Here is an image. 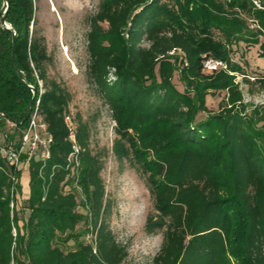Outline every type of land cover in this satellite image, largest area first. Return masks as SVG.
I'll use <instances>...</instances> for the list:
<instances>
[{
  "label": "trees",
  "instance_id": "trees-1",
  "mask_svg": "<svg viewBox=\"0 0 264 264\" xmlns=\"http://www.w3.org/2000/svg\"><path fill=\"white\" fill-rule=\"evenodd\" d=\"M3 16L0 148L18 145L37 99L52 141L48 159L27 164L22 206L21 170L0 154V264H123L103 164L78 114L77 164L68 160L70 95L47 78L34 2L0 0ZM88 26L87 81L115 123L114 155L149 191L144 230L162 238L150 264H264V106L247 111L235 76L203 70L213 58L249 76L246 53L264 54V0H101ZM252 77L244 83L264 89V76ZM220 92L214 112L205 99Z\"/></svg>",
  "mask_w": 264,
  "mask_h": 264
},
{
  "label": "rangeland",
  "instance_id": "rangeland-1",
  "mask_svg": "<svg viewBox=\"0 0 264 264\" xmlns=\"http://www.w3.org/2000/svg\"><path fill=\"white\" fill-rule=\"evenodd\" d=\"M35 28L44 37L48 61V80L55 81L70 95L68 104L72 119L80 115L90 129V149L100 156L103 164L101 178L105 189V199L109 201L111 215L109 227L116 240L127 247L128 256L123 264H150L158 252L161 235H149L144 230L145 219L151 210V197L140 175L127 160H119L112 151L115 123L108 107L88 83L85 75L89 62L86 46L88 19L96 13L101 0H33ZM1 27V18H0ZM246 73L249 76H264V54L256 46L244 56ZM112 80V76H110ZM173 81L182 89L177 80ZM43 92V82H38ZM254 98L264 94V89L245 84ZM225 92L206 96V106L216 112ZM205 114L200 113L201 119ZM7 124L5 133H12ZM1 143V139H0ZM21 193L18 205H24L29 196L28 168L21 169Z\"/></svg>",
  "mask_w": 264,
  "mask_h": 264
},
{
  "label": "built area",
  "instance_id": "built-area-1",
  "mask_svg": "<svg viewBox=\"0 0 264 264\" xmlns=\"http://www.w3.org/2000/svg\"><path fill=\"white\" fill-rule=\"evenodd\" d=\"M259 7L257 2H254ZM203 70L205 72H217L224 71L230 75L235 76V82L239 84V88L243 93V103L247 105L248 111L251 107L264 106V94H261L258 98H253L248 91L243 92L245 88L244 78H248L250 81H255L254 77L245 76L236 72H231L226 62L218 59L207 58L203 61ZM42 93V92H40ZM39 99L35 101L34 106L30 110L29 120L22 130L21 137L17 146H7L0 148V154L3 159L11 163L17 170H21L31 160L45 161L50 155V144L52 138L47 131L46 124L39 117ZM64 121L69 127L68 140L73 144V152L69 155L68 160H74L77 164L78 146L75 143V126L73 125L70 116H65ZM12 181L16 182L12 177ZM13 194V187L11 189ZM11 209L13 203L10 204Z\"/></svg>",
  "mask_w": 264,
  "mask_h": 264
},
{
  "label": "water",
  "instance_id": "water-1",
  "mask_svg": "<svg viewBox=\"0 0 264 264\" xmlns=\"http://www.w3.org/2000/svg\"><path fill=\"white\" fill-rule=\"evenodd\" d=\"M1 27H2V28H5V29H10V28L8 27V25L5 23V18H4V16L1 18ZM15 70L17 71V67H16V66H15ZM17 75H18V77L20 78L18 71H17ZM32 103H33V101H32L31 104L29 105V108H28V111H27V114H28V115L30 114V110H31Z\"/></svg>",
  "mask_w": 264,
  "mask_h": 264
}]
</instances>
